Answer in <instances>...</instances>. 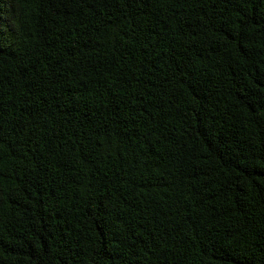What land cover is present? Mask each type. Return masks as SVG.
Masks as SVG:
<instances>
[{
  "label": "trees",
  "instance_id": "obj_1",
  "mask_svg": "<svg viewBox=\"0 0 264 264\" xmlns=\"http://www.w3.org/2000/svg\"><path fill=\"white\" fill-rule=\"evenodd\" d=\"M0 264H264V0H0Z\"/></svg>",
  "mask_w": 264,
  "mask_h": 264
}]
</instances>
